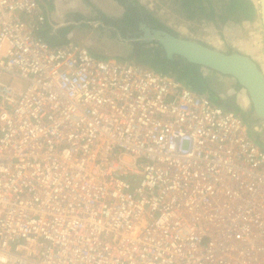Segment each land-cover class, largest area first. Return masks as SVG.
<instances>
[{"label": "built area", "instance_id": "1", "mask_svg": "<svg viewBox=\"0 0 264 264\" xmlns=\"http://www.w3.org/2000/svg\"><path fill=\"white\" fill-rule=\"evenodd\" d=\"M44 22L0 0V264H264V146L242 118Z\"/></svg>", "mask_w": 264, "mask_h": 264}, {"label": "rangeland", "instance_id": "2", "mask_svg": "<svg viewBox=\"0 0 264 264\" xmlns=\"http://www.w3.org/2000/svg\"><path fill=\"white\" fill-rule=\"evenodd\" d=\"M98 1V0H97ZM105 0L103 2H112ZM132 1V0H131ZM136 4L149 9L156 17L176 36L205 43L211 47L225 52L240 51L256 58L264 66V36L257 0H251L255 6V13L246 17L240 9L228 12V0H211L205 5V11H196L193 18L186 17L187 6L180 4L178 0H134ZM53 17L57 21H63L72 14H81L89 18L90 23L99 20L103 6L99 1L93 4L91 0H49ZM134 3V4H135ZM196 6V3H193ZM112 7L108 16L121 19L124 9L118 4ZM211 8L214 14L208 11ZM222 18H225L222 21ZM68 40L81 44L94 53L104 56H123L128 54V44L116 41L107 29H101L93 25L87 27H75L67 34ZM212 88L224 99L233 95L242 110L250 116V126L260 131L264 125L250 111L245 93L240 88L233 86L234 82L225 77L214 75L210 77ZM13 85L23 86L18 79L13 80ZM257 143V142H256Z\"/></svg>", "mask_w": 264, "mask_h": 264}, {"label": "trees", "instance_id": "3", "mask_svg": "<svg viewBox=\"0 0 264 264\" xmlns=\"http://www.w3.org/2000/svg\"><path fill=\"white\" fill-rule=\"evenodd\" d=\"M38 1L45 16L44 26L39 35L48 43L61 44L67 42V34L75 27H87L93 25L101 29H107L116 41L128 44L129 52L123 56L125 59L158 71L170 73L193 90L205 93L214 103L221 105L228 110H232L239 115L246 123L249 128V133L254 140L259 145L264 146V127L260 131L254 130L249 124V122H251L250 116L242 110L237 102H235V97L229 95L224 99L212 88L210 77L218 74L204 70L200 66L186 62L179 57H174L172 59L166 58L161 46L153 41H138L137 36L140 34L138 23L141 21L145 22L151 28H160L174 34L156 17H154L149 9L136 4L134 0H113L124 9L121 16L122 18L117 19L99 11V20L93 24L89 22L87 16L75 13L63 21H57L53 17L49 0ZM178 1L181 5L187 6L188 10L186 11V17L191 19L194 17L196 11H205V5H208L211 0ZM193 3H196V6L193 5ZM228 7V12H232L234 9H240L246 17L253 15L256 9L251 0H228ZM207 9L211 15L214 14L213 9ZM224 20L225 18H222V21ZM91 53L99 57H107V55L104 56L92 51ZM111 57L122 58L117 55ZM233 86L235 88H240L235 82Z\"/></svg>", "mask_w": 264, "mask_h": 264}, {"label": "water", "instance_id": "4", "mask_svg": "<svg viewBox=\"0 0 264 264\" xmlns=\"http://www.w3.org/2000/svg\"><path fill=\"white\" fill-rule=\"evenodd\" d=\"M257 7L264 36V0H257ZM138 30V41L159 44L166 58L179 57L237 83L245 93L254 116L264 125V66L256 58L240 51L225 52L167 30L151 28L142 21L138 23Z\"/></svg>", "mask_w": 264, "mask_h": 264}, {"label": "crops", "instance_id": "5", "mask_svg": "<svg viewBox=\"0 0 264 264\" xmlns=\"http://www.w3.org/2000/svg\"><path fill=\"white\" fill-rule=\"evenodd\" d=\"M93 4H98L99 5V1L101 2L102 6H103V9H101L103 12L105 13H114V12H110V10H112L113 8L112 7H118V4L115 2V1H112V2H103L105 0H91ZM240 106V105H239ZM241 107V106H240Z\"/></svg>", "mask_w": 264, "mask_h": 264}, {"label": "flooded vegetation", "instance_id": "6", "mask_svg": "<svg viewBox=\"0 0 264 264\" xmlns=\"http://www.w3.org/2000/svg\"><path fill=\"white\" fill-rule=\"evenodd\" d=\"M41 6V5H40Z\"/></svg>", "mask_w": 264, "mask_h": 264}]
</instances>
